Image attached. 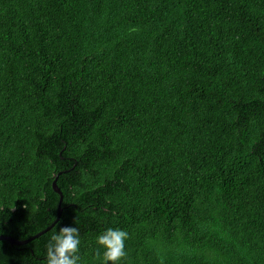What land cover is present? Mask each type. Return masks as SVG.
<instances>
[{"label": "trees", "instance_id": "1", "mask_svg": "<svg viewBox=\"0 0 264 264\" xmlns=\"http://www.w3.org/2000/svg\"><path fill=\"white\" fill-rule=\"evenodd\" d=\"M57 177L81 264L107 228L123 264H264V0H0V236L56 221Z\"/></svg>", "mask_w": 264, "mask_h": 264}, {"label": "clouds", "instance_id": "2", "mask_svg": "<svg viewBox=\"0 0 264 264\" xmlns=\"http://www.w3.org/2000/svg\"><path fill=\"white\" fill-rule=\"evenodd\" d=\"M129 239L127 230L107 228L95 238L96 264H123L127 256L126 242ZM80 228L63 225L59 221L52 226V234L46 245L44 264H81Z\"/></svg>", "mask_w": 264, "mask_h": 264}, {"label": "water", "instance_id": "3", "mask_svg": "<svg viewBox=\"0 0 264 264\" xmlns=\"http://www.w3.org/2000/svg\"><path fill=\"white\" fill-rule=\"evenodd\" d=\"M57 179H58V177L53 182V189L61 197V199H60V203H59V206H58V214H57L56 221L48 229L40 232L36 236H34L32 238H29V239H27L25 241H19V240H16L14 238L7 237V236H0V241H6V242H8V243H10L12 245H25V244L29 243L30 241L34 240L35 238H37V237L43 235L44 233L48 232L50 229H52V226L60 220V217H61V214H62V211H63L62 206H61L62 205V200H63V194H62L60 188L57 185Z\"/></svg>", "mask_w": 264, "mask_h": 264}]
</instances>
